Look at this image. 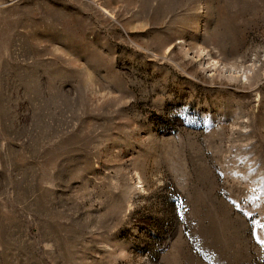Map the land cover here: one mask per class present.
I'll use <instances>...</instances> for the list:
<instances>
[{
    "label": "rangeland",
    "instance_id": "374dc122",
    "mask_svg": "<svg viewBox=\"0 0 264 264\" xmlns=\"http://www.w3.org/2000/svg\"><path fill=\"white\" fill-rule=\"evenodd\" d=\"M0 264H264V0H0Z\"/></svg>",
    "mask_w": 264,
    "mask_h": 264
}]
</instances>
